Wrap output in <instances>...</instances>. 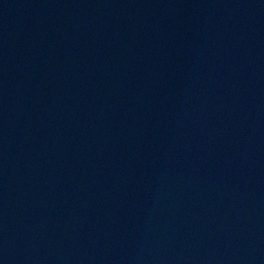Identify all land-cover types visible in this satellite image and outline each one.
I'll list each match as a JSON object with an SVG mask.
<instances>
[{"label": "water", "instance_id": "95a60500", "mask_svg": "<svg viewBox=\"0 0 264 264\" xmlns=\"http://www.w3.org/2000/svg\"><path fill=\"white\" fill-rule=\"evenodd\" d=\"M0 264H264V0H0Z\"/></svg>", "mask_w": 264, "mask_h": 264}]
</instances>
